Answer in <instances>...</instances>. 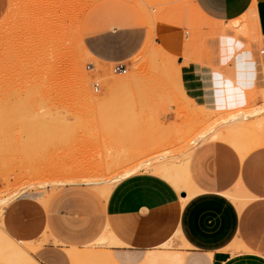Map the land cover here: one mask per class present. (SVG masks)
Listing matches in <instances>:
<instances>
[{"label": "rangeland", "instance_id": "1", "mask_svg": "<svg viewBox=\"0 0 264 264\" xmlns=\"http://www.w3.org/2000/svg\"><path fill=\"white\" fill-rule=\"evenodd\" d=\"M124 1L148 34L119 75L114 64L91 71L82 44L93 9L106 0H0V264H38L29 245L3 229L2 212L11 202L44 203L79 187L107 196L120 180L143 171L183 187L184 166L197 145L235 133L237 117H259L252 109L264 106V81L247 108L221 114L190 97L184 73L189 63L228 70L239 51L223 37L249 40L246 19L208 25L192 0Z\"/></svg>", "mask_w": 264, "mask_h": 264}, {"label": "crops", "instance_id": "2", "mask_svg": "<svg viewBox=\"0 0 264 264\" xmlns=\"http://www.w3.org/2000/svg\"><path fill=\"white\" fill-rule=\"evenodd\" d=\"M192 4L208 25L247 21L249 40L223 37L239 51L228 70L193 63L184 70L193 100L221 114L242 111L264 81V0ZM143 20L124 0L94 8L82 40L91 71L130 61L148 34ZM252 110L259 117H237L235 133L223 131L191 151L183 187L143 171L120 180L107 196L79 187L44 203L19 198L3 209V229L28 244L38 264H264V106ZM171 243L184 249L170 251Z\"/></svg>", "mask_w": 264, "mask_h": 264}, {"label": "built area", "instance_id": "3", "mask_svg": "<svg viewBox=\"0 0 264 264\" xmlns=\"http://www.w3.org/2000/svg\"><path fill=\"white\" fill-rule=\"evenodd\" d=\"M261 53H263V51H261ZM112 71L115 74L124 75L127 72V68L123 63H116V64H114ZM93 90L98 91V85L97 84H95L93 86Z\"/></svg>", "mask_w": 264, "mask_h": 264}, {"label": "bare ground", "instance_id": "4", "mask_svg": "<svg viewBox=\"0 0 264 264\" xmlns=\"http://www.w3.org/2000/svg\"><path fill=\"white\" fill-rule=\"evenodd\" d=\"M89 98V97H88Z\"/></svg>", "mask_w": 264, "mask_h": 264}]
</instances>
